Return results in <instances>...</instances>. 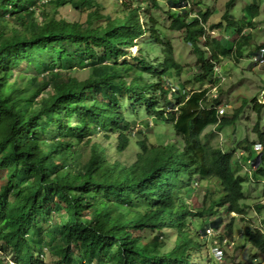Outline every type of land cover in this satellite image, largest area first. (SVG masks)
<instances>
[{
	"label": "trees",
	"instance_id": "obj_1",
	"mask_svg": "<svg viewBox=\"0 0 264 264\" xmlns=\"http://www.w3.org/2000/svg\"><path fill=\"white\" fill-rule=\"evenodd\" d=\"M110 1L106 11L105 0H0V264H45L48 254L52 264H204L210 259L201 255L204 226L218 227L221 213L245 212L244 183L262 182L264 197V148L237 141L234 150L250 166L241 175L236 151L217 145L214 129L205 132L230 126L241 112L221 115L209 94L219 82V58L243 57L249 39L229 17L233 0L211 25L236 26L233 36L221 38L206 33L208 11L191 17L178 8L188 0H164L170 28L185 32L196 55L193 79L208 81L184 91L171 86L184 65L154 17L143 21L141 5L131 0ZM149 1L159 7V0ZM66 4L86 18L60 17ZM249 8L254 18L258 7ZM142 36L147 53L137 41ZM153 44L161 60L148 55ZM134 46L137 54L128 49ZM22 61L37 73L13 79ZM85 67L82 80L68 72ZM252 101L253 130L264 145V102ZM127 109L166 123L181 143L150 141L151 123L138 129ZM203 181L200 205L191 208L186 200ZM206 216L212 219L199 223ZM245 236L264 255V232L248 227Z\"/></svg>",
	"mask_w": 264,
	"mask_h": 264
},
{
	"label": "rangeland",
	"instance_id": "obj_2",
	"mask_svg": "<svg viewBox=\"0 0 264 264\" xmlns=\"http://www.w3.org/2000/svg\"><path fill=\"white\" fill-rule=\"evenodd\" d=\"M131 1L134 5H141V19L143 21L149 16L154 17L155 21L158 22L160 26V31L164 39L169 38L172 41L175 57L184 65L182 72L179 75H175L170 80L173 89L177 90L179 89L177 87H180L182 88L181 91H184L183 89L189 90L192 88H199L200 86L206 87L208 81L205 80L199 83L193 79V76L197 73V59L192 46L188 42H185V32L183 30L170 28L169 17L164 13L170 6H168L164 0H159V7H154L153 3L149 0ZM228 2L229 0H188V2L183 1L182 5L178 8L180 9L183 6L186 10L190 11L189 15L191 17L208 11V16L204 23L206 33L210 35L211 38H221L233 36L236 32V30H234L236 26L233 24L226 25L225 29L222 27V29H224L222 31L220 29H216L215 31L211 30V25L220 20V17L227 9ZM105 3L107 7L106 11L111 10V1L105 0ZM252 3H255L258 7L257 15L254 18L249 11V7ZM57 11L60 17L69 20L83 21L86 18L83 12L72 8L70 4L59 7ZM228 14L230 18L236 20L237 25L243 27L241 29L242 33L249 34V39L245 46L246 48H244L243 57L239 59L235 56L219 58L220 63H217V65H219L218 68L220 67L219 70L224 79L218 84L215 93L210 90L209 94L213 97L215 95L220 102L219 107L221 109V115L232 117L235 109L238 108H241V112L235 122L230 126H226L221 130H216L214 126H209L205 129V132L214 129L215 135L213 140L217 145L222 147L223 150H234L237 141L243 138H247L253 146L259 145L262 150L264 145L260 143L258 135L253 130L258 115L251 105L253 104V97L256 98L258 103L264 102V62L257 63L253 61L255 51L264 43V0H233L228 8ZM36 18L41 20L43 16L42 14H38ZM245 23L248 24L244 25ZM240 35L239 33L236 38L240 37ZM137 41H140V43L144 42L143 47L147 53L148 45L146 44V37H139ZM199 44L200 46L204 45L203 39L199 41ZM159 46L153 44L148 53L154 60L162 59ZM128 49L132 54H137V46ZM130 55L131 54L127 55V59L130 58ZM43 58L49 60L47 56H43ZM68 72L71 76L82 80L88 76L89 68L69 69ZM30 73H37L35 66L31 65L28 61H22L19 66L15 67L13 79H15V77L23 79L29 78ZM50 91L51 89L47 88V93ZM245 102L247 103L245 104ZM125 113L129 115L128 117H136L138 129H140L148 119L147 121L151 123L150 127L152 128V132L149 134L150 141L164 143L175 140L181 143L180 139L166 123H157L153 118H148L146 116L139 117L137 113H133L132 109L125 110ZM262 115L263 122L261 123V129L264 132V112H262ZM145 133H147V130H145ZM132 137L134 141L136 139L135 131L132 133ZM234 151H236L233 159L234 169L239 174L245 175V173L250 171L249 161L243 160L246 154L238 149ZM2 180V175L0 174V183ZM262 184V182H256L255 180L244 183L243 189L246 198L241 201L244 207V213H221L219 216L221 220L218 227L213 228L211 226H204L205 228L207 227L205 229L207 236L203 238L206 241L207 248L205 246L203 247L201 255H208L210 258L209 260H207V258L203 259L204 264H214L215 255L213 254L215 253L220 257V259H217V264H264V255L251 246L245 238V230L248 227L251 229L258 228L264 232V197L261 195ZM206 187V181L198 183L196 191L187 198L186 201L190 204L191 208H196L200 205ZM59 215V213H55V216ZM209 218L212 219V217L206 216L200 220L199 223ZM166 232V230L162 231L163 234ZM173 238V236L169 237L167 243H171ZM203 239L201 240L203 241ZM168 246L165 247V249L169 248ZM221 249H223V252L220 255L219 250ZM11 259V257H7V260L10 262H12ZM53 261L54 257L49 254L44 258L45 264H52Z\"/></svg>",
	"mask_w": 264,
	"mask_h": 264
},
{
	"label": "built area",
	"instance_id": "obj_3",
	"mask_svg": "<svg viewBox=\"0 0 264 264\" xmlns=\"http://www.w3.org/2000/svg\"><path fill=\"white\" fill-rule=\"evenodd\" d=\"M253 61L254 62H264V48L263 47H261L254 55H253ZM218 66L219 65H216L215 66V74L217 75V77L219 78V82H218V84L220 83V82H222L223 80L222 79H224L223 77H222V73L220 72V70H219V68H218ZM218 84H214L213 85V87H211V91H213L214 93H215V89L217 88V86H218ZM213 89V90H212ZM220 251V255L222 254V251L221 250H219ZM219 251H217V252H219ZM215 255H216V258L217 259H220V257L219 256H217V253H215Z\"/></svg>",
	"mask_w": 264,
	"mask_h": 264
},
{
	"label": "clouds",
	"instance_id": "obj_4",
	"mask_svg": "<svg viewBox=\"0 0 264 264\" xmlns=\"http://www.w3.org/2000/svg\"><path fill=\"white\" fill-rule=\"evenodd\" d=\"M255 53H256V52H255ZM255 53H254V54H255ZM257 63H258V62H257ZM255 146H256V148H259V145H255Z\"/></svg>",
	"mask_w": 264,
	"mask_h": 264
}]
</instances>
